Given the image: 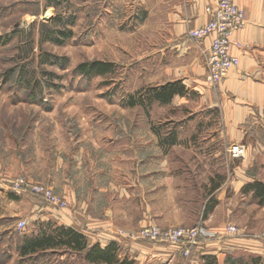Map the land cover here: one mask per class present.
Instances as JSON below:
<instances>
[{
    "label": "rangeland",
    "instance_id": "rangeland-1",
    "mask_svg": "<svg viewBox=\"0 0 264 264\" xmlns=\"http://www.w3.org/2000/svg\"><path fill=\"white\" fill-rule=\"evenodd\" d=\"M141 2L0 0V264H92L64 248L20 255L24 236L46 224L70 227L51 218L57 212L88 232V247L115 241L120 262L132 243L170 245L139 237L147 226L264 231V203L244 192L264 183V102L228 125L217 102L190 88L167 104L138 101V91L173 76L166 66L174 59L157 52L163 29L144 21ZM92 60L112 70L76 69ZM235 144L243 156L232 157Z\"/></svg>",
    "mask_w": 264,
    "mask_h": 264
},
{
    "label": "crops",
    "instance_id": "crops-1",
    "mask_svg": "<svg viewBox=\"0 0 264 264\" xmlns=\"http://www.w3.org/2000/svg\"><path fill=\"white\" fill-rule=\"evenodd\" d=\"M141 1L144 21L157 22L160 29H163V44L157 52L164 56L172 54L174 57L166 66L167 69H173V76L162 84L179 80L190 90L200 92L205 103L217 102L228 125L229 117L236 113L237 118L240 117L238 111L246 112L251 105L259 106L264 102V0H231L245 13L244 27L233 35L230 47V53L239 62L217 85L216 93L210 92L204 79V54L211 44L213 34L202 39L199 44L187 37L188 31L206 24L208 17L205 8L213 4L214 0ZM131 8L135 10L138 7L132 5ZM213 97L218 99L214 100ZM51 218L64 220L62 222L82 231L84 235L88 233L62 213H52ZM108 227L103 225V228L110 230ZM225 227L223 225L220 230L210 229L222 237L221 240L199 243L188 257L182 254V249L177 245L163 247L158 244L146 246V243H132L127 258L134 264H208L205 257L214 259L212 264H227V259H236L239 264H264V231L256 236L234 237L225 234ZM108 237L104 233L99 239L104 242L109 240ZM142 246L149 247L151 252L145 250L143 253H134V249L138 250Z\"/></svg>",
    "mask_w": 264,
    "mask_h": 264
},
{
    "label": "built area",
    "instance_id": "built-area-1",
    "mask_svg": "<svg viewBox=\"0 0 264 264\" xmlns=\"http://www.w3.org/2000/svg\"><path fill=\"white\" fill-rule=\"evenodd\" d=\"M208 20L201 27L194 28L187 32V37L193 43L199 44L202 39L213 34L211 44L206 50L204 75L205 82L210 86H216L228 74L229 70L238 65V58L230 53V47L233 44V35L242 29L245 24V13L231 0H214L213 4L205 8ZM240 46L239 43H235ZM232 157H240L245 154V147L242 144H235L230 149ZM14 184L17 183L15 182ZM30 189L38 195H41L47 202L57 203L58 207H64L65 202L57 199V196L48 189L41 186H32ZM24 221L19 222L21 227ZM139 237L150 239L155 243H165L177 245L182 249V254L188 257L191 250L201 242H219L222 237L212 233L206 227L191 229V233L184 229H159L153 226H147L139 230ZM225 234L229 236H242V233L234 224L225 227Z\"/></svg>",
    "mask_w": 264,
    "mask_h": 264
},
{
    "label": "trees",
    "instance_id": "trees-1",
    "mask_svg": "<svg viewBox=\"0 0 264 264\" xmlns=\"http://www.w3.org/2000/svg\"><path fill=\"white\" fill-rule=\"evenodd\" d=\"M53 1V0H48ZM51 4V3H49ZM51 32V31H50ZM62 35V37H69L71 31H55ZM80 73L87 76L101 75L112 70L111 63L102 60H92L80 63L76 68ZM138 101H146L150 104L151 101H157L161 104H167L175 96H185L189 94L188 88L179 80L173 82H167L165 84L152 85L147 88H143L138 91ZM130 105H135L137 101L134 98L130 99ZM175 137H172V139ZM171 139V144L175 141ZM244 192L252 191V196L260 201V204L264 203V183L261 181H254L245 185ZM214 205V204H213ZM210 205L204 209V216L213 208ZM58 248L68 249L75 252H84V259L92 264H132L130 260L120 262L117 256L118 245L115 241H111L105 246L99 244L88 247L86 236L73 229L72 227L53 226L46 224L41 228L39 233L34 236H24L18 251L21 256H30L33 254L46 252L48 250H55ZM208 264H212L214 259L210 257L204 258ZM227 264H239L236 259H227Z\"/></svg>",
    "mask_w": 264,
    "mask_h": 264
}]
</instances>
